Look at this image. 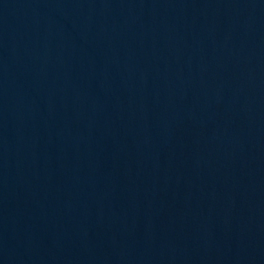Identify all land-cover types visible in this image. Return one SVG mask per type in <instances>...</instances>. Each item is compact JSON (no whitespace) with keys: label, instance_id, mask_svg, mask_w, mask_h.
<instances>
[{"label":"water","instance_id":"obj_1","mask_svg":"<svg viewBox=\"0 0 264 264\" xmlns=\"http://www.w3.org/2000/svg\"><path fill=\"white\" fill-rule=\"evenodd\" d=\"M0 264H264V0H0Z\"/></svg>","mask_w":264,"mask_h":264}]
</instances>
